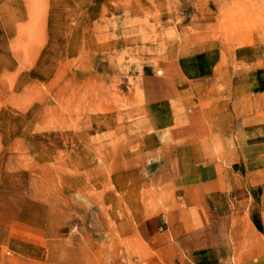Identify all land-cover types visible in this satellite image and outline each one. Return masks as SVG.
<instances>
[{"label":"rangeland","instance_id":"374dc122","mask_svg":"<svg viewBox=\"0 0 264 264\" xmlns=\"http://www.w3.org/2000/svg\"><path fill=\"white\" fill-rule=\"evenodd\" d=\"M245 49L264 53V0H0L6 264H147L155 231L217 219L220 186L186 184L190 156L139 103L136 76L199 51L231 64ZM19 218L42 230L37 251L9 241Z\"/></svg>","mask_w":264,"mask_h":264},{"label":"crops","instance_id":"0c3cea01","mask_svg":"<svg viewBox=\"0 0 264 264\" xmlns=\"http://www.w3.org/2000/svg\"><path fill=\"white\" fill-rule=\"evenodd\" d=\"M246 50L234 52L231 64L222 52L199 51L136 76L139 103L164 115L170 138L183 142L180 150L190 156L183 160L190 169L186 184L219 185L211 195L224 203L207 226L185 223L182 236L155 231L147 264H264V53ZM42 233L21 218L7 228L12 244L36 251ZM8 261L0 251V264Z\"/></svg>","mask_w":264,"mask_h":264}]
</instances>
